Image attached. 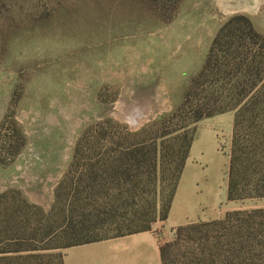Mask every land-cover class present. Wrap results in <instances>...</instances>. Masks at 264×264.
<instances>
[{
	"label": "rangeland",
	"instance_id": "1",
	"mask_svg": "<svg viewBox=\"0 0 264 264\" xmlns=\"http://www.w3.org/2000/svg\"><path fill=\"white\" fill-rule=\"evenodd\" d=\"M165 1L0 0V227L9 230L0 234V251L9 250L0 253V264H62L68 251L73 264H100L99 242L36 249L48 247L64 221L61 211H51L56 190L78 144L86 149L100 139L102 121L123 132L146 128L142 138L163 139L160 186L162 195L170 192L180 143L162 138L165 131L152 124L181 103L230 17L244 14L264 33V0H183L176 13L177 0ZM233 128V112L193 125L174 199L178 214L212 218L232 207L264 208V198L227 200ZM10 191H20L30 208L19 205L23 197H2ZM173 223L165 224L164 241L175 237ZM247 237L219 245L223 238L199 243V235L185 236L172 260L201 264L214 256V264L224 258L264 264V236ZM18 247L30 249L16 253Z\"/></svg>",
	"mask_w": 264,
	"mask_h": 264
},
{
	"label": "trees",
	"instance_id": "2",
	"mask_svg": "<svg viewBox=\"0 0 264 264\" xmlns=\"http://www.w3.org/2000/svg\"><path fill=\"white\" fill-rule=\"evenodd\" d=\"M182 1H176L175 13ZM174 15L164 21L169 23ZM227 112L234 113L227 200L262 199L264 33L259 32L244 14L230 17L220 27L202 69L191 79L181 103L152 124L155 129L165 131L162 138L177 140V146L180 143L174 184L168 195H162L160 186L163 139L142 138L141 135L148 131L146 128L134 133L123 132L112 121H102L100 139L86 149L78 144L69 169L56 190L51 211H61L64 221L48 240L49 246L36 250L82 246L153 231L159 221L166 222L195 140L193 125ZM8 195L24 198L20 191H10L2 197L7 199ZM19 205L30 208L25 198ZM27 225L26 214L23 227ZM7 229L2 231L0 227V234L7 233ZM248 234L264 236V208L228 211L219 219L177 227L173 239L160 243L161 261L162 264H174L172 251L179 247L185 236L199 235V243L204 238H223L221 245L235 235L247 240ZM58 241L63 243L54 246ZM29 249L18 247L15 252ZM60 257L65 264V256ZM30 258L22 256L25 262ZM203 260L201 264L216 263L214 256ZM221 264H229L228 259L224 258Z\"/></svg>",
	"mask_w": 264,
	"mask_h": 264
},
{
	"label": "crops",
	"instance_id": "3",
	"mask_svg": "<svg viewBox=\"0 0 264 264\" xmlns=\"http://www.w3.org/2000/svg\"><path fill=\"white\" fill-rule=\"evenodd\" d=\"M188 161L187 164H189ZM177 197V195H176ZM238 203V202H237ZM237 207H232L228 211H233ZM226 212L220 213L216 217L201 218L190 217L186 214H178L173 202L169 218L166 222L158 223L153 231L140 232L122 237L100 241V251H97V257L100 255V264H162L159 246L165 237V224L173 220L171 234L175 229L182 225L199 220H214L221 218ZM170 235L168 238L170 239ZM69 258V251L65 254V263L73 264Z\"/></svg>",
	"mask_w": 264,
	"mask_h": 264
}]
</instances>
